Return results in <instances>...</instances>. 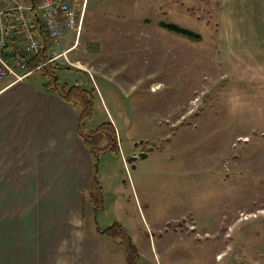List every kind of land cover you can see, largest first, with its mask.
Here are the masks:
<instances>
[{"label": "rangeland", "instance_id": "374dc122", "mask_svg": "<svg viewBox=\"0 0 264 264\" xmlns=\"http://www.w3.org/2000/svg\"><path fill=\"white\" fill-rule=\"evenodd\" d=\"M81 1H71L80 31L64 33V54L33 77L95 88L87 128L115 125L120 153L101 152L95 169V225H122L137 264H264V81L233 72L219 38L231 27L240 47L230 52L245 58L249 28L264 41L263 2L246 22L242 0ZM124 262L119 246L108 264Z\"/></svg>", "mask_w": 264, "mask_h": 264}, {"label": "crops", "instance_id": "0c3cea01", "mask_svg": "<svg viewBox=\"0 0 264 264\" xmlns=\"http://www.w3.org/2000/svg\"><path fill=\"white\" fill-rule=\"evenodd\" d=\"M242 1L245 21L254 22L259 0ZM231 23L241 26L238 18ZM223 29L233 72H256L264 81V50L255 55L250 47L257 41L264 49L261 32L247 31L244 58L230 52L240 47L235 32ZM33 74L0 78V264H108L120 245L93 221V160L77 132L76 110Z\"/></svg>", "mask_w": 264, "mask_h": 264}, {"label": "built area", "instance_id": "2783aa9c", "mask_svg": "<svg viewBox=\"0 0 264 264\" xmlns=\"http://www.w3.org/2000/svg\"><path fill=\"white\" fill-rule=\"evenodd\" d=\"M35 18L50 40L52 61L64 54L58 52L64 33L80 31L83 11L77 13L68 0H0V78L17 82L31 74L27 62L44 47Z\"/></svg>", "mask_w": 264, "mask_h": 264}, {"label": "trees", "instance_id": "16d2710c", "mask_svg": "<svg viewBox=\"0 0 264 264\" xmlns=\"http://www.w3.org/2000/svg\"><path fill=\"white\" fill-rule=\"evenodd\" d=\"M36 31L40 36L44 47L38 54L29 58L27 68L35 71L47 69V66L54 63V60L48 61V50L50 40L40 24V19L35 18ZM164 28L178 34H182L189 39L199 40L200 35L191 29L181 27L175 23H160ZM47 61V62H46ZM46 62V63H45ZM67 68H74L67 65ZM78 70L77 68H75ZM49 80L45 82V86L53 93L58 94L63 100L70 103L76 110V129L87 147L93 160V177L89 188V198L93 204L94 210L102 206V188L95 175V169L98 162V157L101 152L111 151L113 153H120V146L118 142V135L115 125L111 120H105L99 123L95 128L88 129L86 123L92 118L94 114L95 88L81 86L79 84H59L58 79L51 73ZM98 231L105 237L113 239L117 244L122 246L125 250L126 264H137L138 250L132 242L129 234L117 222L104 229L98 227Z\"/></svg>", "mask_w": 264, "mask_h": 264}, {"label": "water", "instance_id": "95a60500", "mask_svg": "<svg viewBox=\"0 0 264 264\" xmlns=\"http://www.w3.org/2000/svg\"><path fill=\"white\" fill-rule=\"evenodd\" d=\"M138 156H140V157H143V156H145V152L144 151H140L139 153H138ZM136 155H130L128 158H127V161L128 162H132L133 160H135L136 159Z\"/></svg>", "mask_w": 264, "mask_h": 264}]
</instances>
